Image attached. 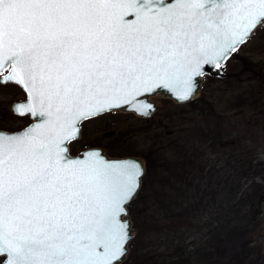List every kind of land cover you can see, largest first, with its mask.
Masks as SVG:
<instances>
[{
    "label": "snow or ice",
    "instance_id": "obj_1",
    "mask_svg": "<svg viewBox=\"0 0 264 264\" xmlns=\"http://www.w3.org/2000/svg\"><path fill=\"white\" fill-rule=\"evenodd\" d=\"M264 29V0H0V88L30 123L0 131V264H122L138 161L73 155L83 125L187 98Z\"/></svg>",
    "mask_w": 264,
    "mask_h": 264
},
{
    "label": "trees",
    "instance_id": "obj_2",
    "mask_svg": "<svg viewBox=\"0 0 264 264\" xmlns=\"http://www.w3.org/2000/svg\"><path fill=\"white\" fill-rule=\"evenodd\" d=\"M250 94L245 87L246 99L238 96L239 102L250 104ZM174 106L178 113L184 107ZM204 121L202 130L196 128L198 120L192 122L189 135L156 143L143 154L141 186L127 205L135 228L144 234L143 261L264 264L261 244L251 238L264 204V185L253 180L264 170L256 161L253 139L226 130L222 122L214 129L208 119ZM121 144L108 152L125 156L128 152L120 149Z\"/></svg>",
    "mask_w": 264,
    "mask_h": 264
},
{
    "label": "rangeland",
    "instance_id": "obj_3",
    "mask_svg": "<svg viewBox=\"0 0 264 264\" xmlns=\"http://www.w3.org/2000/svg\"><path fill=\"white\" fill-rule=\"evenodd\" d=\"M245 87L251 92L250 104L239 102L238 96L246 99L243 95ZM22 97V92L15 86L0 88V128L18 130L29 122L27 118L12 115L7 109L10 102ZM151 100L158 104V109L148 118L114 112L84 124L79 143L75 144L74 149L78 152L80 147L88 144L91 147L99 146L106 155L114 156L108 150L112 146L117 148L122 142L123 147L120 149L128 152L123 155L143 158L145 151L150 150L154 144L165 142L167 139L184 138L189 132H193L190 124L197 120L199 122L196 128L200 131L204 127L203 121L208 119L211 128L217 129L222 122L226 130H237L247 140L253 139L256 161L260 162L264 169V29L255 31L232 57L219 68L204 75L198 97L181 104L184 105L182 112L178 113L175 103L167 98L154 96ZM235 102L238 107L234 106ZM211 107L214 109H210ZM109 132L111 133L106 136ZM253 180L264 185V170L263 174ZM244 181L248 183V179ZM136 196L137 193L134 198ZM258 215V226L251 238L255 244H261L260 254L264 255V204ZM131 224L135 229L133 237H137L134 238L132 248L128 245V252L122 264H146L143 261L144 255L140 252L144 234L140 228H135L132 220Z\"/></svg>",
    "mask_w": 264,
    "mask_h": 264
},
{
    "label": "water",
    "instance_id": "obj_4",
    "mask_svg": "<svg viewBox=\"0 0 264 264\" xmlns=\"http://www.w3.org/2000/svg\"><path fill=\"white\" fill-rule=\"evenodd\" d=\"M214 69H216V68H211V67L206 66V74L211 73ZM206 74L200 75V76H198V77L195 78V84H194L195 91H194V93L191 96H188L187 98L178 97L175 93L169 91L168 89H158L155 94H153V95H151L150 97L147 98V104L151 105L152 106L151 108H145L143 105H137V106H135L136 108H139L141 112H147L148 113L147 115H138L132 109H129L128 111H116V112L131 113L134 116L139 117V118H148V117H150L158 109V104L156 102H154L153 100H151V97H154V96H159L161 98H167V99L171 100L175 104H184L186 102H190V101H192V100H194V99H196L198 97L199 90L201 88L202 82L204 81V75H206ZM17 87L24 93V99L21 100V101L11 102L7 106V108H8L9 111H10V106L11 105L23 103L25 101V99H26L25 92L23 91V89L21 87H19V86H17ZM10 112H11V114L16 115L12 111H10ZM29 123H30V121L25 126H23L22 128H20L18 130L6 131V130H1L0 129V131H3V132H17V131H21L22 129L26 128ZM110 133L111 132L106 133L105 135L107 136ZM88 148L99 149L100 152H102L103 157L105 159L109 160V161H125V160L138 161L139 164L142 166L141 177L143 176V174L145 172V161L140 156H120V157H117V156H108V155H106L104 153L103 148L97 147V146L87 147V148L81 149L80 151L86 150ZM76 154H73V155H76ZM141 177L139 179V187H140V184H141ZM139 187H138V189H139ZM137 191L135 192V194L137 193ZM135 194H134V196H135ZM127 205H128V203H127ZM127 205H126V209H127ZM122 219L125 220V221H127V223L130 225V238H129V241H128L127 245H126L127 252H128V244H129V242L132 239L133 234H134V228L132 227L131 220H130V217H129V214H128V210H126V213H124L122 215ZM125 258H126V256H124L122 258V262L125 260Z\"/></svg>",
    "mask_w": 264,
    "mask_h": 264
},
{
    "label": "flooded vegetation",
    "instance_id": "obj_5",
    "mask_svg": "<svg viewBox=\"0 0 264 264\" xmlns=\"http://www.w3.org/2000/svg\"><path fill=\"white\" fill-rule=\"evenodd\" d=\"M15 87H17V86H15ZM18 88V87H17ZM19 89V88H18ZM20 90V89H19ZM21 91V90H20ZM22 92V91H21ZM22 94H23V97H22V99H18V100H14V101H21V100H23L24 99V93L22 92ZM14 101H12V102H14ZM11 103V102H10ZM9 105V104H8ZM7 105V106H8ZM8 109V108H7ZM9 111V110H8ZM10 112V111H9ZM11 113V112H10ZM13 115V114H12ZM16 116V115H15ZM22 128V127H21ZM1 130H6V129H2V128H0ZM6 131H9V130H6ZM87 147H91V146H87ZM87 147H85V148H87ZM93 147V146H92ZM97 147H99V146H97ZM130 203V202H129ZM128 203V204H129ZM135 230V229H134ZM133 238V237H132Z\"/></svg>",
    "mask_w": 264,
    "mask_h": 264
}]
</instances>
